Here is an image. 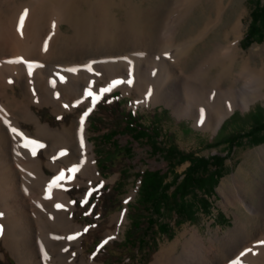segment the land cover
<instances>
[{
    "label": "bare ground",
    "instance_id": "6f19581e",
    "mask_svg": "<svg viewBox=\"0 0 264 264\" xmlns=\"http://www.w3.org/2000/svg\"><path fill=\"white\" fill-rule=\"evenodd\" d=\"M95 1L0 0V241L16 264H95L85 252L83 225L75 221L78 208L70 191L85 187L81 195L89 198L100 175L93 145L87 138L85 116L82 130L81 118L69 123L64 118L91 103L97 95L114 89L120 69L110 56L122 61L129 58L131 54L127 53L131 50L179 48L175 62L164 69L161 83H151L141 74L121 87L124 93L137 92V105L164 102L175 113L192 117L195 125L203 129L217 130L236 107L246 108L251 102L264 99V73L243 66L234 74L241 33L234 29V43H216L198 64L207 74L214 66L220 68L210 83L203 82L206 77L201 76L202 83L218 90V98L208 102L205 116L185 103L178 105L173 95L189 75L178 70L187 51L174 41L176 26L165 35L161 29L151 30L141 22L134 10L127 8L129 0ZM187 1L191 3L179 2ZM116 4L127 8L125 19L115 15ZM65 23L72 32L64 27ZM99 57L109 60L99 63L93 74L95 84L84 89L87 84L84 86L81 68L93 58L99 61ZM97 76L104 83L96 82ZM225 79L230 84H221ZM237 83H243L245 90ZM105 88L110 91H101ZM90 91L92 97L87 95ZM242 92L244 96H239ZM45 106L62 118L61 123L41 119L39 111ZM61 171L65 174L63 180L58 179ZM231 187L239 190L236 181ZM256 194L258 200L254 203L239 196L254 219L260 218L256 229L249 230L248 221H237L227 234L216 238L193 229L189 236L183 235L178 251L175 241L163 247L149 264H226L227 259L233 264L236 251L250 250L253 245L257 246L251 252L254 260L264 261V182ZM57 204L62 207L57 208ZM125 221V211L116 214L111 224L117 226L108 229L106 236L117 237ZM0 256L6 258L1 247Z\"/></svg>",
    "mask_w": 264,
    "mask_h": 264
},
{
    "label": "rangeland",
    "instance_id": "374dc122",
    "mask_svg": "<svg viewBox=\"0 0 264 264\" xmlns=\"http://www.w3.org/2000/svg\"><path fill=\"white\" fill-rule=\"evenodd\" d=\"M129 1L127 8L134 10L137 18L147 23L151 30L161 29L166 35L176 26L174 41L180 46L184 45L187 51L178 70L190 77L181 81L180 87L173 95L175 97L173 101L178 102V105L185 103L202 117L205 116L207 104L218 98V90L216 87L202 83L201 76L206 77L203 82L210 83L217 77L220 68L214 66L207 74L204 69L198 67V64L208 56L209 52H212L216 43H234L235 35L232 33L234 29L241 32L238 39L239 56L233 66L234 74L236 75L243 66L264 73V37L261 41L252 40L246 44L242 41L256 0H190V4L188 1L180 3V0ZM260 2L264 4V0ZM87 7L85 5V8ZM127 8L116 4L113 11L117 17L125 19ZM64 27L72 32L67 23ZM177 50L174 47L147 50V52L131 50L127 53L131 54L129 58L122 61L116 60L115 56H110L113 64L120 69V76L117 78L119 80L116 79L117 84L114 85V89L110 93L101 94L95 104L91 101L64 118L69 123L74 118H82L89 108L92 109L85 116L88 122L87 138L93 145L100 178L95 183L89 198L88 195L87 197L81 195L86 191L85 187H74L70 194L78 208L75 211V221L83 225L85 252L95 261V264H149L163 247L175 241L178 242L176 248L178 251L184 239L183 235L189 236L193 229L198 230L205 237L216 238L227 234L237 221H248L249 230L256 229L260 222V218L254 219L239 201V196L252 203L258 200L256 191L264 182V129L250 136L242 135L232 147L224 142V138L245 133L255 123L263 122L264 99L253 101L246 108L236 107L224 118L217 130H212L196 126L192 117L182 112L175 113L164 102L137 105L135 101L137 92L124 93L122 90L121 84L127 85L129 80L132 83L141 74H144L142 76L151 83H161L164 69L171 67L175 62L176 54L179 53ZM98 59L99 61H96L97 59L93 58L91 64H85L81 68L84 86L87 84L83 87L84 89L95 84L93 74L97 71L99 63L109 60L104 57ZM97 77L99 80L96 82L104 83L99 76ZM221 84L228 85L230 80L225 79ZM236 86L245 90L243 83H237ZM244 92L239 96H244ZM128 110L133 111L142 124L157 125L161 134L153 142L160 146L174 145L179 151L196 156H208L213 153L224 155L229 149L223 173L214 187V194L204 195L203 191H195L188 196V199L192 200L197 207L199 199L205 197L209 207L203 210L198 207V212L189 220L176 215L174 199L164 204L160 216L156 217L158 223L168 225L169 233H162L156 225L149 226L148 217L152 213L136 204L139 183L137 173L145 169L167 172L169 163L163 153L152 152L149 141L135 140L124 131ZM256 111L257 114L252 116ZM39 114L43 121L51 124H59L62 121V118L48 106L41 109ZM113 130L118 131L112 138L114 143L121 148L130 146L131 155L117 154L112 140H105L104 135ZM108 158L112 160L105 162L104 160ZM173 165L174 170L180 173L188 165V161L173 163ZM102 166H106L107 169ZM46 172L50 173V170L46 169ZM112 178H114L113 181H111ZM170 179L171 176L166 178L167 181ZM234 181L239 185L238 191L231 187ZM122 211L126 212V221L122 223L123 229L117 237L109 239L106 231L117 226L111 224V219ZM133 220L140 222L137 228L132 226ZM130 236L134 240H126ZM138 237L142 240V244L140 247H134L131 243ZM0 247L6 255L3 259L0 256V264H16L15 259L1 241ZM256 247L253 245L250 250L236 251L237 263L233 264H264V261L257 263L254 260V253L251 252ZM226 264H230V259H227Z\"/></svg>",
    "mask_w": 264,
    "mask_h": 264
},
{
    "label": "trees",
    "instance_id": "16d2710c",
    "mask_svg": "<svg viewBox=\"0 0 264 264\" xmlns=\"http://www.w3.org/2000/svg\"><path fill=\"white\" fill-rule=\"evenodd\" d=\"M251 20L248 28L242 39L243 44L251 42L252 40L261 41L264 37V4L260 0H256L254 7L250 13ZM257 111L252 114L256 115ZM124 131L129 133L135 140L145 139L151 143L152 152L163 153L164 157L168 160L169 169L167 172H161V170H149L145 169L137 173L138 178V190L136 204L150 211L151 214L148 217V225H156L162 233H169V228L166 223H158L157 217L160 216L162 207L170 199H174L175 213L178 217L191 220L199 209L203 210L207 208L208 201L205 197H201L197 205L188 196L195 191H203L204 195H213L214 187L216 186L219 177L224 170L225 160L228 156V152L224 155L219 153H213L208 156H196L191 153H183L179 151L174 145L168 147L160 146L154 143V139L160 136L161 132L157 128L156 124L144 125L140 122V118L136 116L133 111L128 110L126 113ZM264 129V121L258 124L255 123L245 133H238L232 136L224 138V142L229 147L234 146L239 137L250 136L254 132H258ZM118 131L113 130L104 135L105 140H112L114 147L117 149V154L131 155L130 146L119 147L114 143L112 139ZM112 159H105V162H110ZM188 161V165L185 169L178 173L174 170L173 163H183ZM107 169L106 166H102ZM168 176H171L169 181L166 180ZM209 207V206H208ZM140 225L138 220L132 221V226L137 228ZM134 240L132 236L126 238V240ZM131 243V242H130ZM134 247H140L142 240L138 237L135 242L131 243Z\"/></svg>",
    "mask_w": 264,
    "mask_h": 264
},
{
    "label": "snow or ice",
    "instance_id": "6c2138e0",
    "mask_svg": "<svg viewBox=\"0 0 264 264\" xmlns=\"http://www.w3.org/2000/svg\"><path fill=\"white\" fill-rule=\"evenodd\" d=\"M21 26H22V23H21ZM128 83H131V81L129 80ZM101 91H103V92L106 93V92L110 91V89L105 88V89H101ZM87 95H88L89 97H92V96H93V93L90 91V92L87 93ZM97 99H99V96H98V95H97L95 98L92 99V103L95 104V102H96ZM64 107L67 108L68 105H64ZM91 110H92V109L89 108L88 111L84 113V116H87V115H88V112H90ZM79 124H80V126H81V130H82V129H83V125H84V119H83V118H81ZM12 131L15 133V132H16V128L13 127V128H12ZM34 142H35V141H34ZM80 143H81V147H83V146H84L83 139H81ZM40 146H41V147H44L43 144H41ZM63 154H64V153L61 152V155H63ZM33 155H35V153H33ZM70 171L75 172V171H77V169H71ZM64 178H65V174H64L63 171H61V173H60L58 179L63 180ZM68 179L70 180L71 177H68ZM126 202H127V201H126ZM56 207H57V208H60V207H62V206L59 205V204H57ZM0 215H3V214L0 213ZM0 231H2V226H0ZM68 239H73V237H68ZM109 239H112V237H109ZM105 243H107V241H105Z\"/></svg>",
    "mask_w": 264,
    "mask_h": 264
}]
</instances>
